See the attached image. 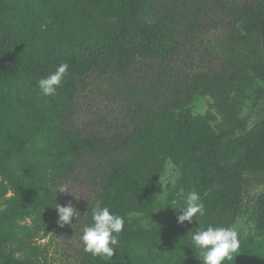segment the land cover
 <instances>
[{
  "label": "trees",
  "instance_id": "1",
  "mask_svg": "<svg viewBox=\"0 0 264 264\" xmlns=\"http://www.w3.org/2000/svg\"><path fill=\"white\" fill-rule=\"evenodd\" d=\"M263 84L264 0H0V264H52L36 241L54 234L71 264H202L192 233L240 215L253 232L224 264H264V110L242 115ZM201 97L212 110L193 114ZM191 191L205 215L178 223L169 203ZM96 201L125 218L111 258L81 241Z\"/></svg>",
  "mask_w": 264,
  "mask_h": 264
},
{
  "label": "clouds",
  "instance_id": "2",
  "mask_svg": "<svg viewBox=\"0 0 264 264\" xmlns=\"http://www.w3.org/2000/svg\"><path fill=\"white\" fill-rule=\"evenodd\" d=\"M67 73L68 64L61 63L47 77L40 78L38 85L43 95L45 97L55 95ZM58 190L70 191L67 185L59 187ZM181 198L182 204L176 200L169 203L180 209V214L177 216L178 223L183 224L185 221L191 223L193 217L198 220L205 215V205L196 191H191ZM55 208L58 213L57 222L61 227L72 224V218L76 217L77 209L71 203L56 204ZM91 220L92 223L84 227L81 236L84 251L93 256L113 257L119 234L124 230L125 218L112 213L107 206H103L101 201H96L92 207ZM191 242L192 246L200 250L202 264H224L225 260L232 261L233 254L238 253L240 247L238 234L231 227L211 225L200 227L192 233Z\"/></svg>",
  "mask_w": 264,
  "mask_h": 264
},
{
  "label": "rangeland",
  "instance_id": "3",
  "mask_svg": "<svg viewBox=\"0 0 264 264\" xmlns=\"http://www.w3.org/2000/svg\"><path fill=\"white\" fill-rule=\"evenodd\" d=\"M248 94L249 96H246L242 105V115L247 117L248 122H252L264 110V94L260 93L259 89L257 92H252L250 89ZM191 109L193 114H205L212 110L211 100L208 97L198 98L193 102ZM178 177V170L172 163L168 162L160 178L159 199H163L166 186L174 184ZM256 191H264V182L257 186ZM133 217L145 226H149L152 222L151 219L141 214H134ZM234 230L237 232L238 238L252 233L253 225L249 217L247 215L238 216ZM36 242L48 245L49 260L52 264H71L73 262L74 251L72 246L65 241L62 235H48L43 239H37Z\"/></svg>",
  "mask_w": 264,
  "mask_h": 264
}]
</instances>
